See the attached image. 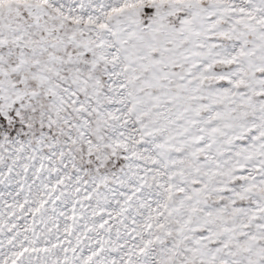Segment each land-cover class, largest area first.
Returning <instances> with one entry per match:
<instances>
[{"label":"snow or ice","instance_id":"obj_1","mask_svg":"<svg viewBox=\"0 0 264 264\" xmlns=\"http://www.w3.org/2000/svg\"><path fill=\"white\" fill-rule=\"evenodd\" d=\"M0 264H264V0H0Z\"/></svg>","mask_w":264,"mask_h":264}]
</instances>
